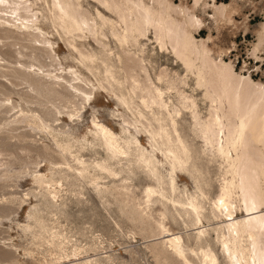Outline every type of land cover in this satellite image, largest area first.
<instances>
[{"label": "rangeland", "instance_id": "374dc122", "mask_svg": "<svg viewBox=\"0 0 264 264\" xmlns=\"http://www.w3.org/2000/svg\"><path fill=\"white\" fill-rule=\"evenodd\" d=\"M33 1L39 10L38 25L54 43L57 56L53 62H61L66 70L72 65L80 70L82 76L88 78L86 87L88 90L93 87L94 92L91 95V104H82L79 99L71 100L75 101L72 103L70 100L68 102L72 98H68L66 92L54 95L46 90H50L48 87L44 88L46 91L43 89L32 92L30 89L33 85L29 83L31 79L21 77L18 72H10L14 70V63L5 71L6 74H0V264H180L172 255H165L161 250L160 243L163 239L159 231L157 233L156 220L158 212L164 211L163 206L156 203L151 220L146 216L145 189L148 184L157 183L149 178L141 154L133 151L132 146L131 154L127 158L120 161L114 159L100 143L93 141L90 133L94 130L92 119L97 118L117 133L122 144L126 140L134 142L137 138L140 141L139 146L147 153L145 155L160 161L163 179L169 180L171 170L162 152L167 145L159 134L163 128L170 129L171 122L157 120L161 117L158 111L155 110L153 115L132 94L129 82H126L122 72H118V57L123 58L124 54L106 25L104 28L107 36L102 37L107 45L105 48L91 36L83 39L86 50L91 51L99 67L92 71L81 65L77 67L73 58H79V55L74 52L73 54L68 43L60 36L59 33H63L51 19L49 0ZM81 2L95 17L99 27L103 24L97 14L98 10L106 17L117 19L115 13H110L98 3L94 4L89 0ZM144 2L153 6L154 10H163L169 5L167 13L172 18L182 22L187 20V29L198 47L208 51L212 64L218 67L226 65L235 74V80L241 77L244 79L237 80L242 85V90L264 87V0ZM2 34L4 33L1 30L0 47H3L0 48V54L4 52L1 55L3 58L14 60L15 55L11 53V49L8 50L10 47L7 44L12 43L13 39ZM140 40L141 48L127 49L144 59L143 63L154 81L164 72L165 79L174 81L181 91L196 100L199 114L207 118L211 101L205 91L208 89L213 97H217L221 93L223 79L216 72L206 69L201 73L198 70L192 73L172 52L170 46L161 48L158 45L151 26L147 29V35ZM18 47L20 45L17 44L15 48ZM7 50L10 53L7 54ZM30 51L26 49L25 53L29 55ZM29 59L26 61H30ZM46 61L51 63L49 59ZM34 63L39 64L38 61ZM56 64L53 66L60 69L61 66ZM50 68L55 70L52 66ZM59 69L54 73L61 71ZM107 73L118 77L128 103L118 99L121 96L118 83L111 77L109 79ZM199 74L203 76L202 83L205 85L198 84ZM247 77L250 80H246ZM107 78L111 86L108 85ZM161 85L165 90L166 85ZM165 91L170 98L168 101L178 104L182 109L180 116L174 115L176 123L191 148L190 154L198 156L202 166V178L199 181L195 172L178 171L180 177L174 173L176 193L181 198L190 194L199 195L201 198L198 188L200 182L210 197L203 209L209 219L203 218L202 223L194 225L184 214L181 216L170 210L166 212V226L171 229V233H181L191 247H196L193 239L196 232L203 227L208 229V242L219 259L218 263L230 264L212 230L220 219L214 216L211 201L220 193L225 164L218 159H212L204 140L193 127L191 112L181 107L175 91ZM77 103L82 108L77 107ZM58 109H63L61 112L64 113H60ZM33 114L41 117L44 115V118L46 116V124L49 122L51 125L53 122V132L37 129L39 121L32 117ZM31 118L36 123L31 122ZM63 132L69 133V142L67 138L57 136ZM56 140L61 143L68 142L71 154L58 153ZM85 142H89L90 146ZM259 147L263 153V145L260 144ZM77 158L82 159L87 166L83 175H79L75 169L78 166ZM238 210V213L246 214L244 209ZM173 214L176 216L175 221L172 219ZM193 260L195 264H200L198 257L193 256Z\"/></svg>", "mask_w": 264, "mask_h": 264}, {"label": "bare ground", "instance_id": "6f19581e", "mask_svg": "<svg viewBox=\"0 0 264 264\" xmlns=\"http://www.w3.org/2000/svg\"><path fill=\"white\" fill-rule=\"evenodd\" d=\"M89 1L102 5L110 13H115L117 19L106 17L101 10H98L97 14L103 24L99 27L95 22V17L84 7L81 0H49L48 3L51 19L62 30L63 35L59 33L60 36L68 43L72 53L79 55V58H73L76 60L77 67L81 65L90 71L95 67H99L98 61L93 59L91 51L86 50L83 39L91 36L105 48L107 45L102 37L107 36L104 28L106 25V29H110L112 37L117 41L121 47V52L124 54L123 58L118 57V72H122L126 82H129L132 94L139 99L142 106L144 105L150 109L153 115L155 110L158 111L161 117L157 120L171 122L170 129L163 128L159 134L167 145L162 152L171 170L169 180L163 179L159 167L160 161L152 156H146L147 153L139 146L140 141L137 138L134 142L126 140L122 144L116 135L117 133L103 122L98 121L97 118L92 119L94 130L90 132L93 141L96 140L100 143L107 154L114 159L120 161L127 158L131 154L132 146L134 147L133 151L136 150L141 154L149 178L157 183V185L148 184L145 189L147 218L151 220L153 217L156 203L161 204L164 208V211L157 210L160 212H158L159 216L156 220L157 233L159 231V235L163 239L160 243L162 252L165 255H172L180 264H195L193 256L198 257L200 264H219V259L208 242L210 237L208 229L198 228L199 230L193 237L196 247H191L188 242H185L181 233H171V229L165 223L167 219L166 212L170 210H174L181 216L184 214L194 225L202 223L203 218L209 219L208 214L203 209L204 204L210 200L209 193L205 191L200 182L198 188L201 198H199V195L194 194L181 198L176 193L177 182L174 173L180 177L178 171L195 172V177L199 181L202 178V166L199 161L200 158L195 154H190L191 148L178 128L174 115L180 116L182 109L178 104L168 101L170 98L166 96L165 90L169 93L171 89L178 96L177 100L181 107L191 112L193 127L204 140L206 150L212 155V159H218L225 164L220 193L211 201V210L214 216L220 219L212 228L216 234V240L221 244L222 251L230 264H264V150L261 153L259 147L260 144L264 147V87L260 86L256 90L248 89L249 91L247 89L246 91L242 90V85H239L237 81L243 79L242 77H236L238 79L235 80V74L226 65L222 67H218L216 64L213 65L208 57V51L205 48L200 49L198 47L187 29V20L179 21L167 13L169 5L163 10H154L153 6L146 4L144 0ZM159 3H162V1H159ZM35 4L36 2L33 0H0V29L3 31L4 34L2 35H5L4 37L13 39L12 43L7 44L10 47L8 50L11 49V53L15 55L14 60L7 59V57L5 59L4 56H1L4 52H1L0 74H6L5 71L8 67L10 69L11 64L14 63L15 65L12 66L14 70L10 72L15 71L14 73L18 72L21 77L31 79L29 80L31 82H27L32 83L33 88L30 89L32 92H39L48 87L50 90H46L51 91L54 95H62L64 94L62 92H66L69 95H67L68 98H72L68 99V102L69 100L79 99L82 104L86 102L91 104L90 100L93 97L91 95H93L94 89L92 87L91 90H88L89 88L86 87L88 78L82 76L80 70L74 68L73 65L68 66L66 70L62 67L61 62H53L56 61L57 56L53 46L54 43L45 35L44 29L38 25L40 16ZM149 26L154 30L158 45L161 48H169L170 46L172 52L183 61L192 73H195V70L201 73L203 69H206L210 72H216L223 79L221 93L217 97H213L208 89L205 91V95L211 101L207 118L201 117L197 110L196 100L192 96L185 94V91H181L174 81L169 78L165 79L164 72L163 76L158 75L155 82L143 63L144 59L135 56L127 49L128 47L141 48L140 39L147 35ZM17 44L20 47L16 49ZM6 48H8L7 45ZM26 49L31 50L29 55L27 52L25 53ZM8 50L7 54L10 53ZM2 51L4 50L2 49ZM35 51H39V53L37 54ZM141 51L143 50L141 49ZM25 56L28 57L27 59L30 58V61L24 60ZM47 59L51 63H47ZM34 61H38L39 64L36 65ZM197 62L201 64L198 65ZM54 63H57L56 66H61V71L54 73L55 70L59 69V67L57 69L55 65L53 66ZM51 66L55 70L51 69ZM108 73L106 74L108 78L111 77L118 83L121 95L118 99L127 102L123 93L124 87L120 88V86H123L122 83L119 82L115 74L111 73L109 75ZM3 76L6 77L7 75ZM202 78L203 76L199 74V85H205L202 83ZM109 79L107 83L111 86ZM246 80H250L249 77ZM161 84L166 85L165 90ZM103 87L105 86L103 85ZM71 102L74 103L75 101ZM77 104L78 107L79 103ZM61 110H59L60 113L63 112ZM39 114L41 115V113ZM40 115H32L35 120L39 121L37 125L35 124L36 128L51 133L54 130L53 122H51V125L49 122L46 124V116L44 118L43 115L42 118ZM55 115L57 116V114ZM35 120L32 119L31 122L36 123ZM68 134L63 132L57 136H61L63 139L67 138L66 140L69 142L70 135ZM59 141L56 140L55 145L59 150L57 152L71 154L69 151L71 149L70 144ZM74 143L76 142L74 141ZM76 162L78 166L74 165L76 166L75 169L79 175H83L87 166H85L82 159L77 158ZM238 209H244L246 214L241 212V215L237 212ZM157 211L155 212L157 213ZM172 219L175 221V214L172 215Z\"/></svg>", "mask_w": 264, "mask_h": 264}]
</instances>
